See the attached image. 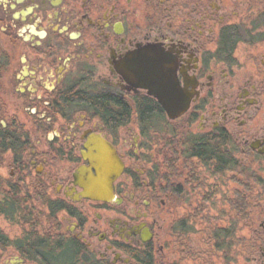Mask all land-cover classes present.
Returning <instances> with one entry per match:
<instances>
[{
	"label": "flooded vegetation",
	"instance_id": "obj_1",
	"mask_svg": "<svg viewBox=\"0 0 264 264\" xmlns=\"http://www.w3.org/2000/svg\"><path fill=\"white\" fill-rule=\"evenodd\" d=\"M236 8L0 0V264H220L230 257L218 236L242 229L248 198L247 262L264 264V60L242 73L237 51L249 42L222 47L226 28L244 22ZM93 137L124 165L112 202L79 185ZM212 139L226 163L195 152ZM218 197L235 213L228 229L225 211L209 218Z\"/></svg>",
	"mask_w": 264,
	"mask_h": 264
},
{
	"label": "rangeland",
	"instance_id": "obj_2",
	"mask_svg": "<svg viewBox=\"0 0 264 264\" xmlns=\"http://www.w3.org/2000/svg\"><path fill=\"white\" fill-rule=\"evenodd\" d=\"M264 3V0H236V4H237V10H236V14H237V18L234 20L236 21V23H239V22H250L252 21V19H254L259 11V7L262 6V4ZM237 55L239 56L240 58V64L243 65V72L242 73H250V72H254V70L257 68L255 66H253L250 62L247 63V61H250L251 58H257L258 62L257 63H260L264 60V41L263 42H260V43H257V44H246V43H243V44H240L239 47H238V51H237ZM245 65V66H244ZM262 172V170H261ZM261 174H264V172H262ZM234 187V185H229L227 188H225V190H230ZM229 197V194L227 195L226 199H228ZM223 199L224 198H220L218 197L217 199H215V206H214V203L212 202L211 203V209H213L211 212H210V216L209 218L211 219V222H214V221H218L219 220V216H220V212L222 211H225L226 214H227V219L225 220V227L226 228H230L231 226L229 225V217L230 216H234L235 213L233 211V208L230 209V207L228 205H225L223 203ZM222 202V203H221ZM249 209H250V206H249ZM232 213V214H231ZM208 217L206 219H209ZM255 219H256V216H255ZM254 220V217H251L249 218V223H244L242 222L243 226H242V229L240 230H233L236 231V235H235V232H234V235L235 237H232L230 238L228 241L229 243H231V247H230V250H229V253L230 254H227V257L225 258H228L230 257V261H224V260H220V264H236V248H237V252L238 250L240 249L241 245H240V242L242 240V252H243V261H242V264H249L247 261H250L251 259V256L250 255V252L246 251L245 247L246 245L249 243V240L252 236V230L251 228L249 227L251 224H252V221ZM259 221H256L254 225H259ZM222 224V222H221ZM246 225H249L248 227ZM202 229L199 227V230L197 231L199 234L195 237H193L194 241L196 244H202L203 242V234L201 232ZM239 244V245H238ZM170 250H166L164 253H163V259L164 262L166 263H169V261L171 260V262L173 261L172 258H174V256H172L170 258ZM183 264H186V263H183Z\"/></svg>",
	"mask_w": 264,
	"mask_h": 264
},
{
	"label": "water",
	"instance_id": "obj_3",
	"mask_svg": "<svg viewBox=\"0 0 264 264\" xmlns=\"http://www.w3.org/2000/svg\"><path fill=\"white\" fill-rule=\"evenodd\" d=\"M158 97L172 116L170 119H176L177 110L169 108L173 106V103ZM86 148L89 150V155L84 157L89 161L90 167L81 168L78 175L79 185L83 189V197L105 203L115 201L114 184L124 171V165L115 148L106 141L94 137L89 140Z\"/></svg>",
	"mask_w": 264,
	"mask_h": 264
},
{
	"label": "trees",
	"instance_id": "obj_4",
	"mask_svg": "<svg viewBox=\"0 0 264 264\" xmlns=\"http://www.w3.org/2000/svg\"><path fill=\"white\" fill-rule=\"evenodd\" d=\"M257 16L252 19V21L250 22H243L239 25H234V26H230L227 27L226 30L224 31L223 35H224V42L221 43L222 47L225 48H231L234 49L233 47L236 46L237 41L240 42H249L251 44H257L260 42L264 41V3L262 4V6L259 7V11L256 14ZM239 33V32H246L249 33L247 35H244L243 37H241L240 39H236L235 38V43L232 44L230 41V38L233 37V33ZM253 33H256L253 35ZM90 100V99H89ZM144 114H148V110L150 109V105L144 104ZM145 120V119H143ZM108 121V120H105ZM121 121H124L123 118H113L112 120H110L111 123L114 124V126H116L118 123H120ZM219 143H215V139L210 140L209 143L207 144H200L198 146L194 147L195 152H197V154H201L200 152L204 151L205 153H208L210 158H220L222 159L225 163L227 162V156H221L220 155V148H219ZM251 204V199H243V211L241 212V217H242V222L244 223H249V212H248V208ZM233 218H235V215L233 216ZM229 223V222H228ZM234 228V227H233ZM227 230L225 231V235L223 236H218L219 239H224V241L226 240L225 243V248H226V253H229L230 250V244H229V239L232 237H235L234 235V230ZM228 229V228H227ZM222 233L224 231H217V233ZM50 264H64V262H57V263H50Z\"/></svg>",
	"mask_w": 264,
	"mask_h": 264
}]
</instances>
